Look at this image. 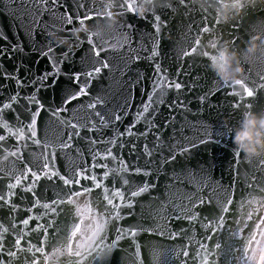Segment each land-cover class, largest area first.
<instances>
[{"label": "water", "instance_id": "water-1", "mask_svg": "<svg viewBox=\"0 0 264 264\" xmlns=\"http://www.w3.org/2000/svg\"><path fill=\"white\" fill-rule=\"evenodd\" d=\"M222 2L184 0L182 5L180 0H137V14L108 7L124 0H0V74L18 75L24 84L17 88L15 79L0 76V105L19 92V103L2 119L13 133H23L22 138L9 136L0 128V135L9 136L0 142V195L7 198V186L21 180L19 188L13 189L18 192L13 203L19 209L32 208L31 193L24 199L19 194L33 184L28 169L41 177L59 170L70 180L79 178L77 173L84 169L96 176L108 188L113 203L121 205L122 219L111 220L115 210L103 201L102 190L96 189L91 195L93 207L110 219V226L104 234L103 251L94 253L86 264H202L205 256L210 264H244L237 251L241 243L231 233L243 227L235 221L248 222L247 213L255 205L247 202L264 199L260 191L264 188V157L249 158L242 151L236 156L229 129L238 127L249 111L248 103L251 111L264 110V88L258 87L264 84V53L258 50L252 58L245 55L251 36L264 32V0H243L244 7L239 12L230 10L228 19L222 14ZM79 4L84 8L77 12ZM69 15L71 24L66 19ZM85 15L91 17L84 21L87 31L77 32ZM157 15L161 18L159 32L154 27ZM205 28L209 31L204 32ZM197 39L201 40L197 54L186 57L184 53L191 51ZM210 41L218 48L210 49ZM225 41L241 60L244 82L255 92L251 98L239 85L224 84L211 61L200 55L202 51L218 55ZM154 49L159 53L156 56ZM96 68L100 73H95ZM89 72L91 78L86 75ZM45 73L49 74L46 78ZM76 73L79 84L72 79ZM177 82L182 84L180 90L169 88ZM81 87L87 94L65 104ZM233 92L245 99L240 101ZM31 95L37 96L43 109L25 99ZM201 96L207 99L201 102ZM237 103L239 108L234 107ZM146 104L150 106L144 112ZM35 111L40 115L29 130L25 126ZM81 185L92 187L86 180L65 187L58 179L42 178L35 191L41 204L51 208L52 200L75 199L73 191H81ZM145 185L146 191L131 195ZM117 190L123 201L114 195ZM229 199L236 205L226 214L225 227L208 231L204 225L208 219L215 225V215ZM86 200L80 198L78 203ZM129 203L131 208L123 207ZM0 205V243L6 264H31L33 254L45 264L35 248L20 252L13 247L24 233H28L21 242L24 249L35 245L51 254L66 245L73 207L59 205L60 215L54 216L50 208L24 212L11 211L3 201ZM197 214V220L187 219ZM29 215L40 218L26 228L20 222ZM38 224L48 228L47 244L41 243L42 232H31ZM116 228L122 230L123 238L109 253L106 246L117 240ZM128 229L136 232L135 237ZM7 251H16L17 258L7 257ZM67 259L61 258V264Z\"/></svg>", "mask_w": 264, "mask_h": 264}, {"label": "snow or ice", "instance_id": "snow-or-ice-1", "mask_svg": "<svg viewBox=\"0 0 264 264\" xmlns=\"http://www.w3.org/2000/svg\"><path fill=\"white\" fill-rule=\"evenodd\" d=\"M149 2H151V0H149ZM180 2L183 5L184 0H180ZM116 6L125 8V10L128 12L140 14L138 13V9L140 8V5L137 3V0H124V3L120 5H115V4L108 5V7H116ZM168 6L171 7L170 4ZM241 7H244V5L242 4ZM80 8H84V5L79 4L77 6V12ZM107 15L111 17L112 15L111 11H109ZM66 19H67V23L71 24L73 17L69 15L66 17ZM88 19H91V17L85 15L84 19L80 20L81 25H84V21ZM154 19L156 21V23L154 24V27L156 31L159 32L161 30L160 24H159V21L161 18L160 16L157 15V16H154ZM85 31H87V29H85ZM203 31L208 32L209 29L205 28L203 29ZM249 42L250 40L248 41V43ZM194 43H195V46L191 48V51H186L184 53L186 57L197 54L198 48L201 44V40L197 39ZM230 43H234V42H230ZM208 47L210 49L215 50L218 48V45L216 42L210 41L208 44ZM13 51H16V49L14 48ZM158 54H159L158 51L154 49L153 55L156 56ZM200 55L210 60L211 64H214L218 60L222 59V57H219L218 55H210L209 51H202L200 52ZM104 67H107V64H105ZM158 69H159V66H157V70ZM18 71L19 69H17V72ZM94 71L95 73L98 74L100 73L101 69L96 68ZM48 75L49 74L45 73V78ZM54 75H58V73H54ZM86 75L89 78L92 77L91 72L86 73ZM0 76L8 80L15 79L17 83V88L24 87V84L21 82L18 75L12 76V75H7V74H0ZM72 79L77 84H79L80 74L79 73L74 74ZM262 79H264V77H262ZM222 81L224 84L229 83V81H226V80H222ZM234 84L239 85L243 89V92L246 94L247 97L251 98L255 95V92L252 89L248 88L244 81L242 80L237 81ZM172 87H174L176 90H180L182 88V84L178 82L174 84L170 83L169 88H172ZM258 87L264 88V84L259 85ZM86 94H87L86 88L81 87L79 89L78 94L69 96L64 102L65 104L70 103L72 100L78 99L79 95H86ZM231 94L233 96H238L240 101H243L245 99L244 95H242L239 92H233ZM25 99H27V101L30 104H35L38 109H43V105L40 104L36 95L28 96ZM206 99L207 97L205 96L200 97L201 102H204ZM149 101H151V96L149 97ZM18 103H19V92H17L16 95L11 96L9 102L3 103L2 105H0V128L7 130L9 133V136L18 135L20 138H22L23 133H20V132L13 133L11 131V126L9 125V123L2 119L3 114L6 112L13 111L14 110L13 105L18 104ZM149 106H150L149 104L144 105V112L148 111ZM90 107H95V105H90ZM234 107L239 108L240 107L239 103L235 104ZM246 107L249 109L248 112H250L252 109V105L248 103ZM29 111L31 112L30 109ZM39 115H40V111L32 112L31 117H30L31 123L26 125L25 127H27L29 130L32 129L35 126L36 120L39 117ZM97 115H99V113H97ZM116 120H120V117L117 116ZM72 127H76V126L73 125ZM89 131H94V129H89ZM127 134L129 136L133 135L131 131V127L127 129ZM233 134H234V129H229V136H233ZM77 135L79 134L77 133ZM9 136L0 135V142L6 141L9 138ZM32 136L33 137L35 136L34 132L32 133ZM34 142L39 143L38 140H35ZM145 151L147 153V146H145ZM147 154L151 155V153H147ZM12 155H16V153H12ZM235 155L239 156L240 152L236 151ZM108 156H112L111 150H109ZM112 158L115 159V157H112ZM47 167L48 165L46 164L45 168ZM92 167L95 168L96 165H92ZM103 167H107V166L103 165ZM137 171L139 172V170ZM28 172L31 173V176L33 178V184L28 187L22 188L19 194L21 195V199H24L28 193H31V195L34 197V200L32 202V208H35V207H43L45 209L50 208V205L47 203L41 204V201L39 197H37V194L35 191L36 185L41 181L42 178L46 180H52L54 178L58 179L59 181H62L63 186L65 187H68L71 185H80L81 180H86V181H91L92 187H83V185H81V188H82L81 191H73V196L75 197V199H73L72 197H69L67 200H52L51 201L52 206L50 208V212L54 216L60 215V213L57 212V206L59 205H66V206H71L74 208V213L72 215L73 222L68 228V231L65 237L66 245L64 247L54 248L51 254L46 253L43 247H36L35 245H30L28 249H24L23 247H21V242L23 240V236L28 235V233H24L19 238H17L15 240L13 247H16L17 251H20V252H23V251L32 252V249L35 248V252L41 254V256L43 257L45 261V264H49V262L52 260H55L56 264H61V258L63 257L68 258L66 261L63 262V264H86L87 259L89 257H92L94 253L102 252L103 249L101 248V245L104 242V234L110 226V219L106 218L105 214L100 213L98 208L93 207L92 200H91L92 193L96 189H101L103 192V197H102L103 201H106L107 205L111 206L112 209L115 210V215L114 217H111V220L115 221V220L122 219L121 214H120L121 205L113 203V200L108 195V192H109L108 188L102 185L100 182H98L96 176L89 175L87 169H84L83 171L77 173V176L79 178L73 179V180H70L66 176L62 175L59 172V170L51 171L50 174L44 173L43 177H41L40 175H37L34 172H31V169H28ZM144 174L150 175V173H144ZM104 177L108 178L109 172L107 171L104 172ZM27 178H28L27 175H25L24 179H27ZM127 183L128 181L124 180V184H127ZM20 185H21V180H17L15 184H9L7 186L9 190L7 198H5L4 195H0V201H3L4 204L8 205L11 211L22 210L24 212H31L32 208L19 209L18 206L15 203H13V197H16L18 195V192L13 191V189L19 188ZM147 187L148 186L145 185V187L141 188L139 192H132L131 195L133 197H136L140 195L141 193H143L144 191H146ZM260 191L264 192V188L260 189ZM114 195L118 196L121 199V201H123L124 199L123 194L119 190H117L114 193ZM84 197H87V200L84 204L81 205L80 203H78V201L80 198H84ZM203 203H204L203 201H200L201 205ZM247 203L250 205H253V204L255 205V207L253 208V211L247 213L248 222L244 223L241 220L235 221L237 225H240L241 223H243V227H238L235 232L231 233V235L235 238H238L241 243V248L237 249V251L241 253L240 258L244 261V264H264V199L249 200ZM235 205H236V202L233 199L227 200L225 205L219 210V213L215 215V225L213 224L212 220L208 219V217H205V219H208V223L204 225V227L208 231H211L213 233L223 230V228L225 227L227 223L226 214H231ZM2 206L3 205H0V207ZM123 207L131 208L132 205L129 203V204L123 205ZM240 207L243 208V204H241ZM254 215L256 216L255 220L253 219ZM39 218L40 217L29 215L27 216V218L21 220L20 223L23 224L27 228L30 225V222L35 221ZM198 218H199V215L197 214L196 216H191V217H188L187 219H189L190 221H193V220H197ZM54 224H55L54 221L50 222V226H53ZM13 227H15V225H13ZM58 231L59 230L57 229V232ZM143 231H148V230L143 229ZM181 231H184V229H181ZM3 232L7 233L8 229L3 228ZM31 232L37 233V234L42 232L44 234V240H42L41 243L42 244L48 243V228L45 227L44 225L38 224L36 228L31 229ZM116 232H117V240L113 241L112 245L106 246L109 253L114 250V247L117 245L118 240L123 238V233L120 228H116ZM128 232L130 235L135 237L136 232L134 230L128 229ZM245 232L248 233L246 236L244 235ZM0 239H3V237H0ZM207 239L211 240L213 239V236H208ZM201 247L206 249V246L204 245H201ZM220 247L221 245L217 243L216 248L219 249ZM4 255H5L4 244L0 243V264H6L5 259L3 258ZM184 255L188 256L189 254L187 251H185ZM6 256L12 259H16L17 252L7 251ZM72 258H76L75 261H73ZM25 264H28V262L26 261ZM31 264H40V260L35 257V254H33V259L31 260ZM141 264H143L142 261H141ZM202 264H210L207 256L203 258Z\"/></svg>", "mask_w": 264, "mask_h": 264}, {"label": "clouds", "instance_id": "clouds-1", "mask_svg": "<svg viewBox=\"0 0 264 264\" xmlns=\"http://www.w3.org/2000/svg\"><path fill=\"white\" fill-rule=\"evenodd\" d=\"M242 4L244 5L243 0H223L221 9L224 19H228L227 13L230 10L239 12L243 8ZM107 13L106 10L105 14ZM85 29L87 26L81 25L76 31H85ZM258 50L264 53V32L251 36L245 55L252 58ZM218 56L222 59L212 64V68L222 80L233 83L244 81V67L237 52L231 49L229 42L225 41L224 46L219 49ZM233 143L236 151H242L249 158L264 157V110L244 113L238 127L234 129Z\"/></svg>", "mask_w": 264, "mask_h": 264}]
</instances>
